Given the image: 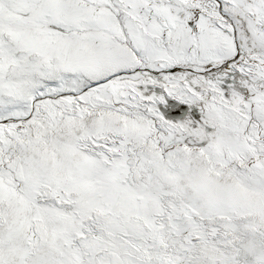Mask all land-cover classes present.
<instances>
[{
    "label": "snow or ice",
    "instance_id": "6c2138e0",
    "mask_svg": "<svg viewBox=\"0 0 264 264\" xmlns=\"http://www.w3.org/2000/svg\"><path fill=\"white\" fill-rule=\"evenodd\" d=\"M0 264H264V0H0Z\"/></svg>",
    "mask_w": 264,
    "mask_h": 264
}]
</instances>
